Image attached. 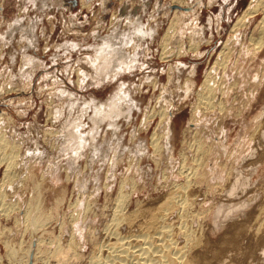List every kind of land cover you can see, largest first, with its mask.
<instances>
[{"label": "rangeland", "instance_id": "1", "mask_svg": "<svg viewBox=\"0 0 264 264\" xmlns=\"http://www.w3.org/2000/svg\"><path fill=\"white\" fill-rule=\"evenodd\" d=\"M184 1L187 9L170 0H0V135L17 153L15 190L0 181L4 204L15 207L0 210V264H21L29 248L39 252L35 264H90L95 247L110 239L119 192L128 195L125 214L142 213L186 182V223L174 209L165 224L195 233L200 264H264V84L239 110L249 79L264 69L263 54L252 63L246 56L245 83L221 97L223 113L199 106L197 122L191 118L234 22L264 0ZM175 11L187 12L184 27L164 50L160 39ZM255 14L237 29L239 42L231 33L229 66L240 33L247 38L262 17ZM226 75L229 84L239 74ZM154 132L161 154L150 145ZM194 140L208 148L199 170ZM5 168L0 159V180ZM32 200L46 217L40 229L23 216L35 211ZM141 218L116 231L133 240ZM69 237L76 256L67 251Z\"/></svg>", "mask_w": 264, "mask_h": 264}, {"label": "bare ground", "instance_id": "2", "mask_svg": "<svg viewBox=\"0 0 264 264\" xmlns=\"http://www.w3.org/2000/svg\"><path fill=\"white\" fill-rule=\"evenodd\" d=\"M170 1L181 4V6H178V7H185L186 9L188 8V7H186L187 2L184 0H170ZM253 2H254L253 4L248 5L246 7V9L243 11V13L238 16V18L234 22L233 26L231 27L230 37H231V33L233 34V36L231 38V40H232L231 42H233V43L239 42L237 37H236L237 39H235V41H234L233 37H235L234 35L237 32H239L237 30L238 28H241L242 26L246 27L245 23H248V22H246L247 18H249L250 16L252 17V15H254L255 13H259V12L261 13L262 17L257 22V24L255 23L256 25H254V27L251 29L247 38L245 37L244 32L240 33L241 41L239 44V49L237 50L238 52H237L236 56H234L235 59L232 57L234 60L232 59L233 62H231L232 63V65L230 64L231 66H229L230 58L234 54H231V48L232 47H229V42H230V41H228L230 38L229 37L227 39V41L225 42L222 50L219 52L218 57L215 59L213 65L205 73V75L203 77V81L200 84V87H199L198 92L196 94L197 95L196 96L197 102L193 106V110L191 111V113H192L191 118L194 121L196 120V122H197V118L195 117L194 114L198 113L197 110H199V106H203L204 110L210 111L211 109L217 108L219 112H222L223 111L222 110L223 108L221 106L223 104L222 98H224V99L226 97L228 98L230 95V92H233L234 90L238 91L240 89L241 80L243 83H245L243 74L245 71L244 70V65H245L244 61H245L246 56L249 57L248 62H250V63H252V61L255 58L259 57V55H261V54H263V57H264V1H253ZM183 12L184 11L173 12L174 13L173 19L170 21V24L168 25L166 31L164 32V34L162 35V37L160 39V45L164 50L168 47L167 45H168L170 39L174 37V34L177 32V30L179 29V26L182 23V19L186 15L185 13H187V12H184V13ZM250 19L252 20V18H250ZM183 27L184 26H182L181 28H183ZM238 36H239V34H238ZM246 42H247V44H246ZM194 44L195 43H193L192 46H194ZM245 44H246V46H245ZM189 48H191V47H189ZM177 49H179V48H177ZM179 50H181V49H179ZM177 52H178V50H176V53ZM162 55H164V52L161 54V56ZM261 63H262V66L264 68V58L261 60ZM240 70H242L243 72H241ZM217 71L221 72L220 76H218ZM227 73L228 74L230 73L232 75H234L235 73H238L239 75H235L234 78H232V82L227 84V81H228V78L226 75ZM248 82H249L248 90H247L245 95L241 96L242 97L241 100L243 101V103H242V106L239 108L240 111L245 109L249 105V103L253 99L254 95L257 93L258 89L261 86H263V84H264V69L262 71L258 72L257 74H255V77L253 76L251 79H249ZM167 114H168V112L165 109L162 110L161 112H159L160 121H161V119H165ZM0 124H1V122H0ZM255 124H256V122H255ZM255 130H257V129H254V131ZM252 133H253V131H252ZM1 136L2 135H0V155H1L0 159L6 163V168L3 170V176L1 178L2 180H0V181H1V184H5V183L10 184V182L12 184V181H14L12 179L14 176L13 174L17 173V172L13 173L14 166L16 165L17 153H15V151L9 146V143L6 142L4 139H2ZM150 140H151L150 145L153 146V147L152 146L151 147H152V149L154 148L155 154H156V152L160 153L161 152L160 151L161 136L154 132L151 135ZM190 147L191 148L194 147V152H195L194 155H196V153H197V155L199 154L198 157L197 156H195V158H194V156L192 157L194 159L198 158L194 162H197L198 164H200L198 167V170H199V168L203 167L202 165H204L203 158H204V155L206 154V152L208 150L207 143H204V142H201L198 140H194L193 143L190 145ZM181 154H183V153H181ZM181 157H183V156L181 155ZM186 168H189V166H186ZM190 168L188 169L189 171H191ZM194 170H196V169H194ZM189 171H188V173H189ZM203 174H202V176H203ZM185 176H188V175H185ZM202 176H200V177L198 176L199 179ZM203 178H205V176ZM203 178L200 180H203L204 182H206ZM14 182H17V181H14ZM195 182H196V180H195ZM200 183H201V181H200ZM10 185H8L7 190L10 188ZM188 185H189L188 182H186L183 185H178V186L176 185L174 190L171 191L166 196V198H164V201L161 203L160 206H158L155 209L148 210V211H145L142 213L140 211H133L129 214H127V213L125 214L124 211L122 210V207H124L123 204L125 203V200L128 197V195L121 193L122 191L119 192L117 197H116V200H115V203H116L115 208L116 209H114L115 211H113V217H112L111 222H110V223H113L112 224L113 227L110 228V230H108L109 235L107 234L110 239L107 240V242L103 240L104 241L103 245L95 247L96 252H95V254H93L94 252L92 251V257L90 256V259H91L90 264H200V259H201L200 254L198 252L192 253V251L195 247L199 248L198 245L201 242L199 240V238L195 237V235H194L195 233L192 231L194 233L193 234L190 231V229H188L187 227H186L187 228L186 229L183 226H179L178 230L175 232L170 228V226L165 224V219H166L167 215L170 212H172L174 209L178 210L177 215L179 216V218L181 220L183 217L185 218L186 214H188V213H186L185 208H187L186 206H188L189 204H188L187 197L184 196L185 194H183V193H186L184 191H186ZM11 189L15 190V189H13L12 185H11ZM34 189L36 190V187ZM187 191H188V189H187ZM189 191H191V190H189ZM6 192H8V191H6ZM6 195L4 194V191L0 190V210H2V212H4V214L9 215V212L11 213L12 209L15 207H13L11 205L6 206L4 204V200L6 198ZM36 197H37V195H36ZM34 201H37V200H34ZM34 201L32 200V202H34ZM39 204H40L39 202H38V204L37 203H29L28 207H29V205H30V208L33 206L35 211H33V214H31V213L29 214L30 211L26 210L27 212H24L23 216L25 218V221H27L28 219H32V225L34 227L39 225L37 227H39V229H40L42 227V226L40 227V224L43 223V221H45L46 217L42 216L41 213L40 214L38 213L40 208L36 205H39ZM57 205H59V204L57 203ZM17 208H18V206H17ZM30 208H29V210H30ZM85 210H86V208H85ZM14 211H15V209H14ZM1 214H3V213H1ZM141 216H143V220L137 226L139 228V230H138L139 233L137 234V236H135V238L133 237L134 238L133 240L129 239L127 241L126 240V239H128V238H126L127 236L121 237L122 235H120L116 231V228L121 223H125L129 227H132V226L135 227L137 225L136 224L134 226L135 222L137 223L136 220L138 219V217L140 219ZM184 218H183V222L181 224L186 223V222L184 223V220H185ZM47 219H49V218L47 217ZM29 221L30 220H28V222ZM263 223H264V221L262 222V224ZM43 224H41V225H43ZM61 229H63V227ZM107 229H108V227H107ZM128 229H130V228H128ZM32 232H33V227H32ZM34 232H35V228H34ZM128 235H130V234H128ZM177 235H178V237L182 236L183 240H184V244L180 245V247L177 246L175 244L176 242L174 241V238H175V236L177 237ZM179 235H181V236H179ZM73 241H74L73 238H70V242L67 245V251L70 250L72 252V254L74 255V252H75L74 250L76 248V244ZM58 244H60V243H58ZM60 247H62V246H60ZM103 248L106 250V255H104L102 257L99 253H101V250ZM29 249L26 250L21 255V258H23L21 264H35V261H36V258L38 256L39 252L36 251L35 253H32V252H30L31 250L29 251ZM10 251L13 252V254H15L17 252V250L15 251V249L12 247L11 248L9 247V252ZM57 253L62 255V257H64L63 256L64 254H66V252H63L61 250L57 251L56 254ZM67 255H66V257H67ZM70 256H72L71 253H70ZM74 256H76V255H74ZM70 258H72V257H70Z\"/></svg>", "mask_w": 264, "mask_h": 264}]
</instances>
